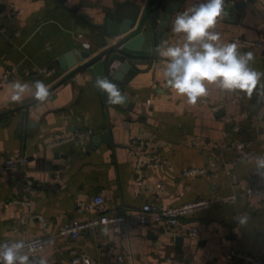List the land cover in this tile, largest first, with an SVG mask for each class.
<instances>
[{"label": "crops", "instance_id": "0c3cea01", "mask_svg": "<svg viewBox=\"0 0 264 264\" xmlns=\"http://www.w3.org/2000/svg\"><path fill=\"white\" fill-rule=\"evenodd\" d=\"M149 2L0 0V164L27 158L0 178V243L55 237L54 244L30 255L48 264H70L71 248L95 264H248L227 258L232 249L264 262V175L254 169L255 158L264 156V77L251 96L209 84L207 95L193 105L166 84L164 67L155 62L166 65L159 46L183 41L172 31L175 13L198 0L179 2L164 37L162 17L152 29V66L139 65L126 85L130 107L105 105L101 85L87 71L44 100L34 94L35 81L50 90L68 74L62 59L69 67L77 52L94 56L126 36L109 34L110 14L128 13L132 6H124L131 4L142 15ZM233 2L244 5L237 11ZM224 7L212 30L221 43L234 37L261 42L239 50L252 51L251 66L264 72V5L225 0ZM147 44L144 38L137 51L145 52ZM17 81L29 88L13 101ZM29 104V120L23 122ZM250 189L258 192L248 194ZM97 196L104 200L99 207L93 205ZM196 200L210 201V207L172 231L127 225L116 232L100 225L76 239L60 235L74 220L134 216L147 203L177 207ZM240 215L248 216L246 226L238 224Z\"/></svg>", "mask_w": 264, "mask_h": 264}, {"label": "clouds", "instance_id": "9594fccd", "mask_svg": "<svg viewBox=\"0 0 264 264\" xmlns=\"http://www.w3.org/2000/svg\"><path fill=\"white\" fill-rule=\"evenodd\" d=\"M225 0H198L189 8L177 11L172 20V31L182 34L183 41L159 46V55L166 58L163 77L175 92L187 98L189 104L208 93V85L215 84L225 92L240 91L249 96L264 77V72L253 68L252 51H241L234 41L220 42V34L212 29L225 12ZM98 84L109 92L111 102L123 100L117 86L105 80ZM11 100H20L29 88L19 81L13 84ZM35 96L44 100L48 88L43 81L34 82ZM254 169L264 175V156H257ZM239 225H247L248 216L236 217ZM108 231L107 228L104 229ZM35 242L26 244L24 240L0 243V264H48L47 260L31 258Z\"/></svg>", "mask_w": 264, "mask_h": 264}, {"label": "water", "instance_id": "95a60500", "mask_svg": "<svg viewBox=\"0 0 264 264\" xmlns=\"http://www.w3.org/2000/svg\"><path fill=\"white\" fill-rule=\"evenodd\" d=\"M180 1L181 0H157L155 3V0H150L142 15L141 8L131 4L124 6V8L132 6L130 8L131 11L125 13L126 15L119 12H116V15L110 14L109 20L111 22L107 27L109 34L111 36L126 34V36L110 45L107 44L103 50L94 56L90 52H77L76 60H72L70 58L71 55H69V67L64 63L65 59H62L61 65L66 68L68 74L52 89L48 90V95L59 87L64 86L69 80L75 78V76L81 72L87 71L95 78L96 85L99 80L111 82L117 86L120 95L123 96V100L111 102L108 90L101 86V88H99L105 105H112L115 108L130 107V100L125 94L126 85L137 74L139 65L148 63L152 66V62H150L154 45L152 29L157 30L156 23L159 21V18L162 17L163 23L159 29V35L160 37H164L166 31L165 24L172 14L178 10ZM243 5L244 4L240 2L232 7L237 11H240ZM144 38L148 41L147 50L145 52H139L137 51V47ZM83 60L86 62L78 64ZM73 68L74 70H70ZM31 106L32 105L29 104L23 107L27 112L23 116V122L29 120V108ZM20 109L22 108H18L19 111ZM2 115L4 114H0V116ZM109 135L110 134H106L103 138L108 140Z\"/></svg>", "mask_w": 264, "mask_h": 264}, {"label": "built area", "instance_id": "2783aa9c", "mask_svg": "<svg viewBox=\"0 0 264 264\" xmlns=\"http://www.w3.org/2000/svg\"><path fill=\"white\" fill-rule=\"evenodd\" d=\"M259 3L264 5V0H257ZM235 2H233V5ZM231 41H234L238 44L239 48L250 47V46H262L261 42L251 41L248 39H243L240 37H234ZM83 47L85 49L91 48L90 43L83 42ZM157 64V68L165 67V63L160 59H155ZM9 75H5L2 80H8ZM220 105L214 106L215 109H218ZM65 139H67L65 137ZM238 149L244 150L243 144H238ZM27 162V158L24 157H10L6 158L3 163L0 164V178L8 174L15 169H17L20 165ZM190 174L192 172H189ZM258 192L257 190H248V194ZM236 197H230L228 201L235 200ZM104 200L102 196H97L94 199V206L99 207L103 204ZM211 202L207 200H196L193 202H189L177 207H165L159 205L158 203H147L143 206L141 211L134 216H124V215H106L103 214L98 216L91 221H79L74 220L67 224H65L61 230L60 235L62 236H70L73 239H76L80 236V234L85 230H90L100 225H111L116 232H120L122 227L127 225H147L151 228L158 230H174L179 228L181 221L184 218L194 216L197 212L205 210L210 207ZM44 221V218H42ZM196 234V229L191 231V235ZM55 237H31L28 239H24L26 244H31L35 242V249L30 253L32 256H36L40 254L46 247L55 243ZM13 242V241H7ZM71 260L70 264H95V261L90 258L86 254H79L74 248L70 249ZM226 257L231 258H239L246 261L248 264H264L263 261L255 258L252 255L245 254L241 251H237L235 249L230 250L226 253ZM113 264H121L120 261H116Z\"/></svg>", "mask_w": 264, "mask_h": 264}]
</instances>
